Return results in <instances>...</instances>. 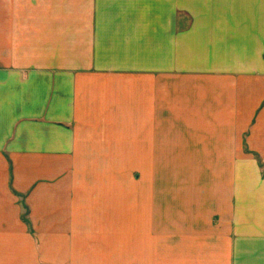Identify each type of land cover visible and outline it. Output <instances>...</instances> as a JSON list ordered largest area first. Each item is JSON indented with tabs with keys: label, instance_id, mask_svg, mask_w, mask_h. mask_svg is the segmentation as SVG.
<instances>
[{
	"label": "crops",
	"instance_id": "obj_1",
	"mask_svg": "<svg viewBox=\"0 0 264 264\" xmlns=\"http://www.w3.org/2000/svg\"><path fill=\"white\" fill-rule=\"evenodd\" d=\"M108 1L0 0V264H264V5ZM162 159L191 224L80 225Z\"/></svg>",
	"mask_w": 264,
	"mask_h": 264
},
{
	"label": "rangeland",
	"instance_id": "obj_2",
	"mask_svg": "<svg viewBox=\"0 0 264 264\" xmlns=\"http://www.w3.org/2000/svg\"><path fill=\"white\" fill-rule=\"evenodd\" d=\"M116 1L119 3L123 0ZM143 2L142 5H264V0H146ZM168 166L167 160L165 163L162 159V168L154 173V177L152 171H148L146 174V171L129 168V170L123 171L121 176L122 179L127 178V185L112 186V192L108 193L106 199L103 200L104 202H100L98 199L96 202L87 204L89 210L95 209L107 213L110 211H128L127 219L117 217L113 212L111 216L106 217L82 218L79 220L80 225L90 227L92 225L121 226L127 221L130 230H133V233L129 235V241L135 244V230L138 223L145 226H159L162 227V231L165 229L168 231L170 227L174 226L181 227L191 224L194 216L199 215L202 208L200 187L186 184L184 170L170 169ZM144 174H146V181L148 179L153 181L154 179L157 184L151 185L149 188L144 186L143 190L140 182ZM113 177L119 178L120 175L114 174ZM21 204L26 211L30 209L27 203L22 202ZM53 204L55 206V203ZM141 212L144 213L141 215ZM21 220L31 226L29 217H22ZM51 223L55 225L56 218L49 219L48 224ZM32 224L34 225V222ZM48 231H50L49 228ZM32 236L37 235L32 234Z\"/></svg>",
	"mask_w": 264,
	"mask_h": 264
}]
</instances>
